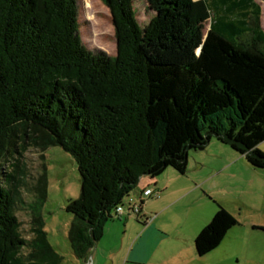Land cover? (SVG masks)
<instances>
[{"label": "trees", "instance_id": "trees-1", "mask_svg": "<svg viewBox=\"0 0 264 264\" xmlns=\"http://www.w3.org/2000/svg\"><path fill=\"white\" fill-rule=\"evenodd\" d=\"M117 53L82 41L77 0H0V163L29 144L71 152L80 194L66 210L78 256L87 255L108 221L146 196L144 176L167 167L185 173L191 150L211 138L264 172V30L256 0H148L142 28L134 0H105ZM209 21L207 32L205 23ZM198 54L186 63L153 51ZM0 165V176L2 168ZM0 180V264H59L44 229L45 172L31 205L32 237L21 231L16 176ZM134 214V213H132ZM238 223L222 205L195 237L203 256Z\"/></svg>", "mask_w": 264, "mask_h": 264}, {"label": "rangeland", "instance_id": "rangeland-1", "mask_svg": "<svg viewBox=\"0 0 264 264\" xmlns=\"http://www.w3.org/2000/svg\"><path fill=\"white\" fill-rule=\"evenodd\" d=\"M77 1L79 30L85 46L93 52L103 51L115 56L116 31L105 0ZM256 1L262 7L261 24L264 30V0ZM134 8L141 27L145 28L155 12L149 8L148 0H134ZM208 28L209 21L205 23L204 31L207 32ZM191 48L194 50L192 55L183 50L169 53L153 51L151 58L178 57V60L171 61L183 64L200 51V47ZM258 147L264 151V141ZM196 151L189 152L190 176L185 178L187 182L183 183V189L169 194L162 202L157 198L147 199L145 211L152 215L146 219L130 213L108 221L102 238L82 257L78 256L79 252L72 246L69 237L74 215L66 210L68 202L79 196L81 187L77 163L71 152L60 145L52 144L42 150L29 144L21 155L14 153L8 156L9 161H1L0 180L4 182L7 173L16 176L14 182L19 185L20 194L17 215L22 223V234L29 239L32 237L31 205L36 199L38 178L45 172L47 195L41 211L49 242L61 257L59 264H264L263 171L243 160L223 169L208 184L201 183L199 188H195L190 182L197 176L190 169L195 163ZM170 170L176 171L168 167L157 176L161 183L174 181L168 172ZM174 186L171 190L179 188ZM182 192L183 195H178ZM166 202L171 204L165 207L160 224L171 230V234L147 233L140 241L142 251H137V246L133 245L139 243L140 232L147 226V221L154 220V213ZM219 204L230 211L238 223L228 230L216 248L199 256L195 249V237L211 220ZM143 215L146 217L145 213ZM131 249L133 251L129 255Z\"/></svg>", "mask_w": 264, "mask_h": 264}, {"label": "crops", "instance_id": "crops-1", "mask_svg": "<svg viewBox=\"0 0 264 264\" xmlns=\"http://www.w3.org/2000/svg\"><path fill=\"white\" fill-rule=\"evenodd\" d=\"M195 163L192 165L190 170L195 172L197 178H193V182H190L191 185L195 188H199V185L202 183L203 185L208 184L209 182L213 181L218 173H221L223 169L231 167L235 162H243L246 161L247 164H250L246 157L238 152L234 151L230 146L221 143L216 138H211L208 142L207 146L204 149L197 150L195 153ZM189 158H188V165L187 170L185 173H180L176 169V171L170 170V176L174 178V181H163L160 182V178L156 177L150 179V177H142L138 183V186L134 192L135 195L138 196V192L146 187H151L157 193L156 196L146 198L145 205L143 209V213H145L146 217L152 214H148L145 210L147 209V199L157 198L159 202L164 201V199L170 194L172 195L173 192H179L181 189L184 188L183 183L187 182L188 176V166H189ZM251 165V164H250ZM168 168V167H167ZM166 168V169H167ZM173 168V167H172ZM165 169V170H166ZM262 170V169H261ZM263 171V170H262ZM264 173V172H263ZM176 182L174 185H178L179 188L171 190L172 187H175L173 183ZM171 183V184H170ZM211 190H208L210 192ZM213 191V189H212ZM184 192L178 195H183ZM177 198V197H175ZM171 203L166 202L164 205L161 204L159 211L154 213L155 218L152 221H147L146 227L140 232L138 236L139 243H135L133 245L137 246V251H142V246L140 241L144 238V236L148 233L149 235L153 234H160V235H169L171 234V230L164 228L162 224H160V218L162 217L163 213L166 211L165 207ZM212 219V218H211ZM209 223V222H208ZM207 225V224H206ZM168 231V232H167ZM200 232V231H199ZM133 250L131 249L129 255Z\"/></svg>", "mask_w": 264, "mask_h": 264}, {"label": "built area", "instance_id": "built-area-1", "mask_svg": "<svg viewBox=\"0 0 264 264\" xmlns=\"http://www.w3.org/2000/svg\"><path fill=\"white\" fill-rule=\"evenodd\" d=\"M143 194L146 196H153V195H157V193L154 191L153 188H147L143 191ZM139 210V207L136 203H133L132 205H130V208L126 210V208H124L122 205L117 207V213L119 215L124 214L126 211L132 212L134 214L137 213V211Z\"/></svg>", "mask_w": 264, "mask_h": 264}, {"label": "water", "instance_id": "water-1", "mask_svg": "<svg viewBox=\"0 0 264 264\" xmlns=\"http://www.w3.org/2000/svg\"><path fill=\"white\" fill-rule=\"evenodd\" d=\"M116 40H117V38H116Z\"/></svg>", "mask_w": 264, "mask_h": 264}]
</instances>
